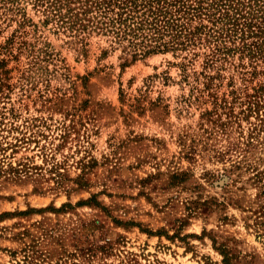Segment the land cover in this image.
Wrapping results in <instances>:
<instances>
[{
	"label": "rangeland",
	"instance_id": "obj_1",
	"mask_svg": "<svg viewBox=\"0 0 264 264\" xmlns=\"http://www.w3.org/2000/svg\"><path fill=\"white\" fill-rule=\"evenodd\" d=\"M41 10L0 0V264H264V39L131 58Z\"/></svg>",
	"mask_w": 264,
	"mask_h": 264
},
{
	"label": "trees",
	"instance_id": "obj_2",
	"mask_svg": "<svg viewBox=\"0 0 264 264\" xmlns=\"http://www.w3.org/2000/svg\"><path fill=\"white\" fill-rule=\"evenodd\" d=\"M29 1L42 9L44 22L59 29L80 32L88 27L110 36L114 43L124 41L131 58L185 50L192 45L193 37L187 26L196 20L216 27L210 32L216 43L215 55L227 51L216 41L221 39V43L230 33L240 40L264 39V0ZM242 50L249 57L259 54L256 44L243 45ZM260 108H264V101L261 105L254 101L248 110L256 112Z\"/></svg>",
	"mask_w": 264,
	"mask_h": 264
}]
</instances>
